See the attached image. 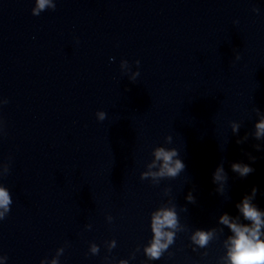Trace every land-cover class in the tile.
Instances as JSON below:
<instances>
[{
  "label": "clouds",
  "instance_id": "9594fccd",
  "mask_svg": "<svg viewBox=\"0 0 264 264\" xmlns=\"http://www.w3.org/2000/svg\"><path fill=\"white\" fill-rule=\"evenodd\" d=\"M56 4L52 3L51 0H35V6L32 8L33 15H39L42 11L47 9L55 10ZM253 11H258V9H253ZM239 55L236 59H239ZM139 61L136 64L139 65ZM127 64L126 60L121 61V67ZM139 76V71L132 78L135 81L136 77ZM7 103V101H5ZM256 111H259L257 109ZM97 119L103 121L106 118V113L104 111H98L96 113ZM240 124L232 122L233 133L239 131ZM256 132L255 138L259 140L264 136V119L255 125ZM165 142L171 143L172 137L166 136ZM243 141L237 140V143H242ZM257 151L262 150L261 145H254ZM154 156L153 162L148 166L149 168L157 167V161H162L163 163L159 166L158 172H145L142 173L141 180L148 179L149 176L152 177L155 182L154 185H158L160 180L163 178H176L182 171L185 170V164L182 159L178 158L179 154L175 148L167 149L163 146L155 147L152 151ZM174 157H177L174 159ZM249 159L253 162L256 157L249 156ZM231 170L239 174V177L245 178L252 172V168L249 164L234 162L231 164ZM9 171V166L6 165L3 174H7ZM228 180V174L224 171L223 165L217 166L212 174V182L214 184L220 183L221 187L217 189L218 192L223 193V184ZM167 191H170L168 189ZM258 189L253 187L250 194H245L240 203L236 204V208L245 221L251 222L250 226L246 223L238 222L239 218L233 220L227 213H224L219 218V224L226 226L231 235L227 236L224 241V247L226 249V256L221 257L223 264H264V211H261L257 205L253 204L252 201L255 199ZM186 200L189 203H195V197L191 192L188 193ZM13 203L12 197L10 195L9 189L3 185H0V220H4L7 214L10 212L11 204ZM111 221L112 217H108ZM87 227H91L88 225ZM151 232L152 238L149 243L144 247L143 252L149 261L159 260L163 254L169 249L171 245L174 244L176 239V234L179 231H183V228L179 225L178 214L176 211V206L173 205L171 208L161 207L151 213ZM223 232V229L220 230ZM217 238V232L215 228L208 230L197 229L191 236L190 240L193 245L199 248H206L210 242ZM116 247V241L111 240L108 242L107 248L109 251ZM139 249H137L138 251ZM195 250V249H194ZM89 251L92 255L99 253V247L95 243L90 244ZM64 248H58L56 250V255L50 261L41 260L40 264H59V257L63 254ZM206 255V253H205ZM3 260H7L6 256H0ZM118 264H128L127 260H120Z\"/></svg>",
  "mask_w": 264,
  "mask_h": 264
}]
</instances>
